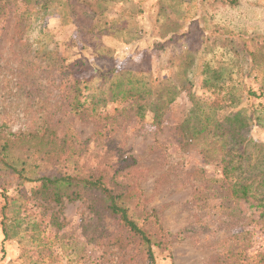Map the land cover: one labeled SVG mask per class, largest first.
Wrapping results in <instances>:
<instances>
[{
  "label": "rangeland",
  "instance_id": "1",
  "mask_svg": "<svg viewBox=\"0 0 264 264\" xmlns=\"http://www.w3.org/2000/svg\"><path fill=\"white\" fill-rule=\"evenodd\" d=\"M65 1L0 0V125L31 134L47 126L59 138L51 146L14 141L9 159L29 157L33 165L47 153L41 171L114 177L133 217L155 212L143 224L153 243H164L153 247L155 264H264V203L232 197L222 175L229 147L198 134L191 115L195 101L216 100L218 116L234 108L226 109L223 93L203 89L195 73L185 83L198 60L236 96L247 88L262 94L238 106L253 111L245 136L254 165L252 144L264 154V0H242L235 10L207 0H73V8ZM88 8L97 16L87 17ZM128 69L145 72L155 101L169 86L184 87L161 121L148 110L140 120L145 101L118 92L111 72ZM38 188L0 174V207L8 204L20 224L23 248L38 243L29 230L45 236L54 264H147L136 244L108 255L88 243L81 223L92 208L48 203L34 195ZM53 215L62 228L51 224ZM102 220L116 236V226ZM20 248L0 230V264H13Z\"/></svg>",
  "mask_w": 264,
  "mask_h": 264
},
{
  "label": "trees",
  "instance_id": "2",
  "mask_svg": "<svg viewBox=\"0 0 264 264\" xmlns=\"http://www.w3.org/2000/svg\"><path fill=\"white\" fill-rule=\"evenodd\" d=\"M38 1L51 3L56 1L62 2L63 0H19V2L27 6ZM207 2L209 4H217L218 8L223 7L226 10H235L240 6L242 0H207ZM63 6L73 8V0H66L63 2ZM80 6L87 7L84 4ZM87 10L88 14L85 13L87 17L97 16L92 9L88 8ZM215 34V31L211 32L213 36L211 42L215 41ZM164 46L165 44L161 45V47ZM226 51L232 52L229 48ZM193 54H197V52ZM197 64L198 60H196V63L193 61L191 67L187 68L189 78L187 77L185 79V83L190 85L192 82L191 78L195 76L201 77L202 88L208 90V92L216 89V93H223L221 99H223L224 103L227 102L226 109L234 108V110L229 111L225 115L218 116L216 113L218 110V102L216 100L204 102L195 101L193 103V109L191 110V115L194 114L197 116L195 117L196 125L194 130L198 134H212V137L216 136L225 146L229 147V150L225 154L222 175L226 180L232 182V197L238 199L250 197L264 203V154L260 145L252 144L256 162L254 165L249 164V158L251 157L249 147L251 141L245 136L252 120L248 114H252L253 111L247 113V108H238L240 101L246 100L245 104L249 106L247 103L248 100L261 97L262 94L257 96V93L247 88L246 90L242 89L241 95L236 96V93H234L236 91L235 87L227 86L225 83L219 82L218 78L215 77L216 72L209 69L208 64ZM111 73L119 82L117 84L119 93L124 94V96L129 94L132 99L135 96L137 98L136 101H145L144 104L138 105L136 115L140 120L144 119L143 112L148 110L153 113L157 122L161 121L167 107L174 102L179 91L184 88L173 85L169 86L166 88L165 95H161V98L155 101L151 97V89H149L146 83L145 72L128 69ZM191 73H195V76L192 75V77L190 75ZM214 80L217 81L215 85L213 84ZM219 109L222 110V107H219ZM47 132V126H44L32 134L22 131L12 133L4 125H0V174L13 177L20 184L39 183V188L34 195L43 197L48 203L62 205L63 199H66L67 202L83 201L88 209L92 208L90 213L93 215L81 223L82 234L88 243L102 248L103 253L108 255L116 252L121 253L129 247V244H136L143 251L147 264H155L153 247L163 246L164 243L162 241L153 243L143 227V224L147 220H150L151 215L152 217H156L155 212L151 211V215H144L145 217L142 220L133 217L129 213L124 201L127 194L125 185L114 181V177H106L104 174L95 175L92 173L81 177L72 173L50 172L44 169L41 171V166L46 162L47 153L43 157H39L33 165L27 162L29 157H25L24 161L9 159L8 150H11L15 145L14 141H20L26 146V142L52 144L59 139L55 131L51 130L49 133ZM50 144L49 146H51ZM27 152H30V150L27 149ZM50 153L51 149L48 154ZM127 160L131 159H124L123 161L125 162ZM94 207L95 209H93ZM7 208L8 204L0 207V230L3 235V241L16 240L18 245L21 246L20 254L13 264H54L50 246L47 244L45 236L41 233L28 230V239H34L38 243L36 245L32 244L30 248H23L21 245L23 237L19 233L20 224L11 221V217L7 213ZM104 216L116 226L118 230L116 236H113L101 226V222L103 221L102 217ZM51 224H54L53 226L57 229L64 226V223H59V218L56 215L52 216ZM37 236L38 238H36Z\"/></svg>",
  "mask_w": 264,
  "mask_h": 264
}]
</instances>
